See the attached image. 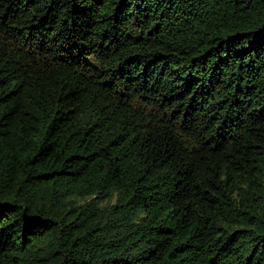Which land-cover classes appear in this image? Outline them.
Masks as SVG:
<instances>
[{
	"label": "trees",
	"instance_id": "16d2710c",
	"mask_svg": "<svg viewBox=\"0 0 264 264\" xmlns=\"http://www.w3.org/2000/svg\"><path fill=\"white\" fill-rule=\"evenodd\" d=\"M0 264H264V0H0Z\"/></svg>",
	"mask_w": 264,
	"mask_h": 264
},
{
	"label": "rangeland",
	"instance_id": "374dc122",
	"mask_svg": "<svg viewBox=\"0 0 264 264\" xmlns=\"http://www.w3.org/2000/svg\"><path fill=\"white\" fill-rule=\"evenodd\" d=\"M91 199H92V198H89V199H87V200H79L78 203H79L80 205H84V204L90 202Z\"/></svg>",
	"mask_w": 264,
	"mask_h": 264
}]
</instances>
